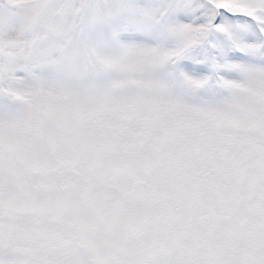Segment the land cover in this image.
I'll return each mask as SVG.
<instances>
[{
    "label": "snow or ice",
    "instance_id": "1",
    "mask_svg": "<svg viewBox=\"0 0 264 264\" xmlns=\"http://www.w3.org/2000/svg\"><path fill=\"white\" fill-rule=\"evenodd\" d=\"M0 264H264V0H0Z\"/></svg>",
    "mask_w": 264,
    "mask_h": 264
}]
</instances>
